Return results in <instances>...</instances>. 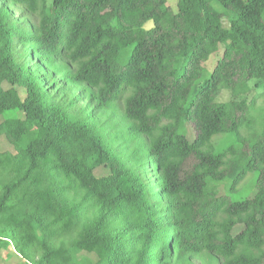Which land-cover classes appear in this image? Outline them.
Returning <instances> with one entry per match:
<instances>
[{
  "label": "trees",
  "instance_id": "16d2710c",
  "mask_svg": "<svg viewBox=\"0 0 264 264\" xmlns=\"http://www.w3.org/2000/svg\"><path fill=\"white\" fill-rule=\"evenodd\" d=\"M252 87L264 0H0V264H264Z\"/></svg>",
  "mask_w": 264,
  "mask_h": 264
},
{
  "label": "rangeland",
  "instance_id": "374dc122",
  "mask_svg": "<svg viewBox=\"0 0 264 264\" xmlns=\"http://www.w3.org/2000/svg\"><path fill=\"white\" fill-rule=\"evenodd\" d=\"M167 2L174 10H177V0H167ZM214 64H215L214 60H211L209 63L206 64L207 69L211 71L213 66H214ZM252 86H254V85L252 84ZM251 96H258L256 105L251 110L252 111L251 112V117L257 119L259 117V115L262 113V109L264 108V97L262 96L261 90L260 89H255L254 87H252V94L250 95V97ZM230 99H231L230 94L229 93H224V94H222L220 96L219 102H227ZM188 129L189 130H188V134L187 135H188L189 140L192 141L194 139V134L195 133L190 128H188ZM248 133H249V131H246V134H248ZM243 134L246 135L244 131H243ZM222 141H223V139H222ZM217 143H220V142L218 141ZM104 173H105L104 170H100L98 172L99 175H102ZM242 187H247L248 189H251L250 190V194H251V196L254 195L255 190H254V186H253V176L252 175L248 176V178L244 180V182L241 185V188ZM220 194L221 195L224 194V189L222 187L220 188ZM239 230L240 229L236 230V233H238Z\"/></svg>",
  "mask_w": 264,
  "mask_h": 264
}]
</instances>
